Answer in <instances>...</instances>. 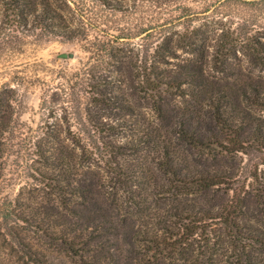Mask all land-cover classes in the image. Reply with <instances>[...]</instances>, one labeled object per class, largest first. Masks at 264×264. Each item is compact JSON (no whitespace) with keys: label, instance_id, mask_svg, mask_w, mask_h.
<instances>
[{"label":"trees","instance_id":"obj_1","mask_svg":"<svg viewBox=\"0 0 264 264\" xmlns=\"http://www.w3.org/2000/svg\"><path fill=\"white\" fill-rule=\"evenodd\" d=\"M12 1L19 16L38 11L29 0ZM258 51L264 55V43ZM166 56L139 66L138 83L129 85L153 122L137 112L134 98L108 93L85 108L78 105L74 134L70 129L66 136L62 126L44 133L40 144L46 150L39 154L47 167L59 170L57 182L69 187L57 190L62 205L70 194L83 208L73 210L76 220L68 232L55 229L70 221H56L42 237L70 264H230L224 260L228 251L236 254V264H263L252 249L264 248L258 229L264 228V182L257 175L249 185L242 183L236 165L242 156L264 150V124L247 109L264 108V88L247 83L233 92L214 86L203 66L176 64L170 70L163 66ZM127 81L120 77L108 87L115 92ZM102 106L118 109L114 116L121 120L103 123ZM3 119L0 135L6 132ZM102 127H108L111 141L99 136ZM94 164L107 169L112 186L100 175L87 182L88 173H97ZM1 180L0 174V185ZM0 215L4 236L22 248L23 264H56L23 236L19 222L29 220L11 224L9 209ZM109 227L128 245L126 255L109 252Z\"/></svg>","mask_w":264,"mask_h":264},{"label":"rangeland","instance_id":"obj_2","mask_svg":"<svg viewBox=\"0 0 264 264\" xmlns=\"http://www.w3.org/2000/svg\"><path fill=\"white\" fill-rule=\"evenodd\" d=\"M29 1L38 5L36 15L19 16L12 0L0 1V106L5 107L0 115L7 125L0 135V214L13 211L11 224L29 220L19 222L28 243L56 264H70L42 235L51 225L54 229L56 221H70L71 226L55 229L68 232L76 220L73 210L83 206L70 194L62 205L57 190L69 187L57 182L59 170L47 167L39 154L46 150L40 144L44 133L62 126L66 136L70 129L74 134L78 105L85 108L99 94L134 98L129 85L138 83V67L162 55H167L163 66L170 70L176 64L203 66L214 86L233 92L247 83L264 88V55L258 51L264 43V0ZM120 77L127 83L112 92L109 83L116 84ZM134 102L137 112L153 122L146 103ZM102 108L103 123L121 118L114 116L118 109ZM248 108L264 124V108ZM102 128L99 136L111 141L104 132L108 127ZM236 167L242 183L249 185L257 175L264 182V150L242 156ZM91 168L97 173H88L87 182L100 175L112 186L107 169L95 164ZM71 180L76 184L75 176ZM99 187L107 197V190ZM111 229H105L104 236L109 252L126 255L128 245ZM6 231L0 215V264H23L22 248L4 236ZM252 250L264 261V248ZM226 253L224 260L238 262L231 259L234 252Z\"/></svg>","mask_w":264,"mask_h":264}]
</instances>
